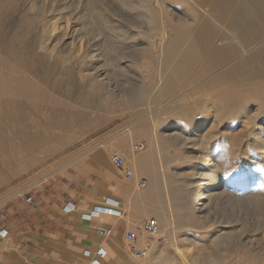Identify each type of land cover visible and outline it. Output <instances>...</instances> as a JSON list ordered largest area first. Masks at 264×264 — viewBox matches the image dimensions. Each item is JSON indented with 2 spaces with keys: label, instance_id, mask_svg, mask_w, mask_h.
Returning a JSON list of instances; mask_svg holds the SVG:
<instances>
[{
  "label": "rangeland",
  "instance_id": "obj_1",
  "mask_svg": "<svg viewBox=\"0 0 264 264\" xmlns=\"http://www.w3.org/2000/svg\"><path fill=\"white\" fill-rule=\"evenodd\" d=\"M172 3H168V9L162 10L165 18H168V10L173 5L174 10L171 13L177 18L188 20L186 23L188 28H193L194 21L198 18L207 20L208 26L219 28L217 18L211 21L209 16L203 13L204 10L198 9L192 14L189 12L190 6L183 1ZM0 5V25L2 24L0 26V83L3 85L2 78L8 82H5L6 86H3V94L7 93L4 91L5 88H16L20 80H25L30 84L28 99L31 97V100L38 105L36 110L30 109L25 102L28 99L22 98L23 100L16 99L20 102L19 105L9 107L8 117L3 110H0L2 111L0 121H3L0 123L3 132V135H0V216L5 215L1 211L9 201L24 199L28 196L29 189L38 187L41 182L66 173H75L78 171V163L92 156L103 161L104 156L107 155V168L122 181L126 190V193L121 194L123 200L121 210L125 220L133 224L137 221L154 219L161 225L169 212L170 225L183 229L176 235L177 240L174 236L168 237L169 234L160 236V232L149 237L142 230L143 249L146 252L143 260L145 263L151 264L150 260L153 257L150 254V248L160 245L171 256L174 246H178L187 261L191 260L193 263L196 262V254L200 253L199 264H205L210 257L213 259V264H264V189L259 190L263 196L251 203H240L238 199L214 202L209 208L210 216L207 217L205 229L194 231L193 222L185 215L184 193L190 192L193 187L191 184L197 180L196 177L201 172L197 159L200 156L196 150L198 146L190 141L186 142L187 144L181 143L177 132L181 134L184 128L176 118L179 109L175 107V103L171 102L173 99L158 103L157 94L152 87L155 76L153 74L147 76L141 69V59L151 55L146 51V40L139 36V41L141 39L145 45H140L142 46L140 51L135 52L134 43L131 40H121L119 39L121 37H118L121 32H128L127 30L139 32L149 29L147 20L139 18L144 11L143 8L141 10L140 7L141 12H135L138 15L135 13L123 15L119 14L120 12L111 14L109 22L112 23L102 25L100 16L91 14L88 20H84L82 15H76L71 9L68 11L64 8L62 0H55L52 4L45 0H0ZM210 14L213 16L215 13ZM61 16L63 18L72 16L74 20L78 19V22L76 25L69 26L71 30L69 27L66 29ZM132 16H135L137 20ZM2 17H5L4 20ZM114 22L117 23L116 26L114 25L115 29L117 26L122 29L118 33H113L109 29ZM18 24L21 26L16 29L15 26ZM225 32L228 33L224 30L221 34L224 35ZM81 34L88 40L91 39L87 47L85 44L79 47L78 38L80 39ZM94 36L97 37L94 38ZM226 37L228 38L226 40L218 37L219 41L214 44L215 48L232 45L237 47L240 57L229 58V61L226 60L216 73L226 70L232 62L239 60L242 57L243 47H247L246 50L249 53L264 44L263 39L254 42L251 46L240 44L239 48L236 43L229 40L228 35ZM9 42L13 45L10 46L12 43ZM92 43L98 45L94 58L87 55V50L93 45ZM7 44H9L8 47H6ZM16 51H19L18 55L21 54L19 57ZM141 51H145L143 57L140 56ZM21 62L23 63L20 64ZM21 65L25 69H22ZM93 66L107 74L109 84L107 92L101 88L102 77L98 78V73L88 70ZM204 79L205 77L197 82ZM145 80L147 83H144ZM8 97H10L9 93H7ZM61 104H65L67 110H64L65 107ZM2 107L0 109H3ZM249 109L251 113H257L259 105L251 103ZM15 112L20 115L18 122L11 117V114ZM197 122L201 123L202 120ZM12 123L26 125L20 136L13 133ZM257 124L264 126V116L260 117ZM152 125H155V128ZM228 128L227 123L220 124V137ZM4 139L5 142L2 143ZM138 142L144 144V150L133 153L132 148ZM191 145L195 147L190 148ZM114 154L122 157L125 169L133 172L132 178H126L122 172L113 168L110 157ZM216 158L218 157L214 156L212 160L217 163L220 159ZM247 162L249 161L245 158L237 156L233 164L234 168L230 170L221 168L212 178H218L219 183H225L223 176L238 170L241 176L248 174V177H261V170L251 169L246 172L242 169ZM258 162L264 163L260 159L256 160V163ZM141 182L145 183L143 188L139 187ZM166 192L168 197L165 199ZM194 240L197 242L198 249L192 244ZM156 264L168 263L161 261Z\"/></svg>",
  "mask_w": 264,
  "mask_h": 264
},
{
  "label": "bare ground",
  "instance_id": "obj_2",
  "mask_svg": "<svg viewBox=\"0 0 264 264\" xmlns=\"http://www.w3.org/2000/svg\"><path fill=\"white\" fill-rule=\"evenodd\" d=\"M45 1L51 2V4L55 2V0ZM174 1H183L184 3L189 5V12H191L192 14L196 13L198 9L204 10L203 13L207 14L211 21L217 18V24L220 25L216 26H218L219 28L216 29L215 27L213 28L211 26H208V21L203 20L202 18H198L194 21L195 23L193 28H188L186 26L188 20L177 18L174 14L171 13V11L174 10L173 5L170 8L171 10L169 9L170 12L168 10V18H165L162 14V10L168 9V3H172ZM62 2L65 5L64 8H66L68 11L71 9V11L76 15H82V19L84 20H88L91 14L100 16L99 20H102L100 22L102 23V25L110 23L109 17H111V14H114L116 12H120L119 14L123 15L131 13L134 14L135 12H141L143 8L144 11L141 12L142 15L139 18L147 20V23L150 26L149 29L139 32L127 30L128 32H121L122 34L120 33L121 35L119 34L118 37H121L119 38L121 40H131L134 43L133 49L135 52H139V49H141L142 47L140 45H143L144 43H142L141 39L139 41V36L143 37V39L146 40V51L151 53V55L141 59V69L146 73L147 76H149L150 74H153V76H155V81L153 82L154 85L152 87L155 94H157L156 96L158 103L159 101L165 102L169 99H173L171 102L175 103V107L179 109L176 118L179 121L178 123L181 125V127L184 128V130L182 129L181 134L177 132L179 134V139H181V143L190 141V143L193 142L198 146L196 150L199 153L198 156H200L197 159L200 163L201 172L198 173L196 177L197 180L193 181V183L191 184V187H193L190 189V192L184 193L183 201L185 215L193 222L194 231L205 229L206 222L208 221L207 217L210 216L209 208L214 202L230 199L236 201L238 199L240 203H251L255 201V199H260V197L263 196V193L259 190L264 189V163L262 162L264 161V126H259L257 124V121L260 119V117L264 116V44H259V47L253 49V51L249 53L246 50L247 47H243L242 57L236 62H232V64H230L226 70H223L219 73H216L217 69H219L221 65L225 64L226 60L229 61V58L231 59L236 56L240 57V52L236 50L237 47H234L232 45L228 46L227 44V46L222 45L219 48H215L214 44L216 43V41H219L218 37H222L224 40L228 39L226 35H228L229 40L236 43L239 48L240 44L251 46L254 42L263 40L264 0H62ZM116 9H118L119 11ZM212 12L215 13L213 16L210 14ZM119 14L117 16H119ZM54 17L53 19H55ZM134 17L132 16V18ZM61 18L63 17L61 16ZM63 19L62 20L64 21V27L66 29L71 24L76 25V22H78V19L74 20L72 16L64 17ZM129 20L132 21L130 17ZM156 20L158 21L156 22ZM115 22L113 26L110 25L109 29L113 33H118V31H121L122 29H120L119 26H117V29H115L114 25L116 26L117 24H115ZM119 24L120 23H118V25ZM18 26L21 25L18 24L17 26H15L16 29ZM29 26L27 28L28 30ZM224 30H226L228 33L225 32V34L223 35V33L221 34V32H223ZM96 37L94 36V38ZM12 40L13 39H10V41ZM89 40L88 38H86V36H82L81 34L80 39L78 38V43L80 45L79 47H82V45L84 46V44L87 47V43L91 42ZM92 44V46H89L90 49L87 50V55L94 58L95 56L93 55L95 51L98 50V45H95L96 43ZM11 45H13V43L10 44V46ZM8 46L9 44H7L6 47ZM3 48L5 49V46ZM1 50L4 52L3 49ZM6 52L7 51H5V53ZM18 52L16 53L17 55ZM11 53L10 55L12 56ZM40 53L43 52L40 51ZM140 54V56L143 57L145 55V51ZM19 55L21 54L19 53ZM19 55L17 57H19ZM22 63L23 62H21L20 64ZM20 67H22V69H25L22 65ZM88 70L90 72L94 71V73H98V78L102 77L101 88L105 89L107 92V87L109 85L107 82V74H105L104 71L102 72V70H100L99 68H95V66H93V68L91 67V69ZM49 77L51 76L49 75ZM203 77H205L204 81L197 82L200 81V79H202ZM5 80H3L2 78L3 85L0 83V87L2 88H0V104H2L3 106L2 107L0 105L3 108L0 110H3L7 116V113L9 114L8 110L10 106L14 107L20 104V102L16 101V99H28L27 93L29 91L28 87H30V84L25 80H20L16 88L11 86L15 89L5 88L4 91L9 93L10 95V97L7 98V93L3 94V86H6L5 82L8 83ZM144 83H147V81L145 80ZM56 84H58V82ZM25 102H27L26 104H28L30 109L32 108L36 110L38 105L36 102L31 100V97L30 99H28V101ZM251 103H257L259 105V109H257L256 111L257 113H251V110L249 109V105ZM65 109L66 107L64 108V110ZM1 112L2 111H0V113ZM19 116V113L16 112L11 114V117L15 122L19 121ZM200 120H202V122L198 123L197 121ZM221 123H227L229 127L225 130L224 134L221 135V137H224L223 139L220 137L219 131ZM12 125L13 133L19 136L22 134V130H24L23 128H25L24 126H26L22 123H12ZM152 126L153 128H155V125ZM1 128L2 127L0 125V135H3ZM4 142L5 139L2 143ZM150 142L152 143V138L150 139ZM195 145H191L190 148L195 147ZM214 156L218 157L216 159H220L219 162L216 163L214 162V160H212ZM237 156L245 158L249 161L244 164V166L242 167L243 170H245L246 172H249L248 170L251 169L255 171L261 170V177H248V174L241 176L240 170H234L237 172H232L231 174L225 175L223 174L225 183H219L218 178H212L213 175L221 168L228 170L234 168L233 164ZM259 159L261 160L262 164L259 162L256 163V160ZM148 189L150 188L148 187ZM167 197L168 193L166 192L165 199ZM170 217L171 215L168 212L164 217L163 224H158L157 232L158 234L160 232V236L164 237L169 234L168 237L170 236L173 238L174 236L177 240L176 235L182 232L183 229L170 225ZM154 235L150 237H153ZM192 244L196 247V249H198L196 240L192 241ZM150 251V254L153 257L150 261H152L153 264L160 263L161 261H164L168 264H199L198 261L201 259L200 253H197L195 257L196 262L193 263L190 260L189 263L178 246H174L172 255L173 257L167 254L165 249L160 245L154 246L153 249L150 248ZM238 259H236L237 262ZM206 263L213 264L212 257H210V260Z\"/></svg>",
  "mask_w": 264,
  "mask_h": 264
},
{
  "label": "crops",
  "instance_id": "obj_3",
  "mask_svg": "<svg viewBox=\"0 0 264 264\" xmlns=\"http://www.w3.org/2000/svg\"><path fill=\"white\" fill-rule=\"evenodd\" d=\"M107 164V155L103 161L92 156L78 163L75 173L29 189L28 196L39 203L35 209L24 199L9 201L1 211L6 219L0 221V230L7 236L0 238V264H90L98 248L103 249L100 264H147L132 255L133 250H144L141 227L145 220L132 224L124 219L121 194L126 190ZM67 203H73L76 211L69 212ZM102 207L120 211L122 216L85 218ZM100 226L111 230L109 237L99 234ZM128 232L135 234L129 242Z\"/></svg>",
  "mask_w": 264,
  "mask_h": 264
},
{
  "label": "built area",
  "instance_id": "obj_4",
  "mask_svg": "<svg viewBox=\"0 0 264 264\" xmlns=\"http://www.w3.org/2000/svg\"><path fill=\"white\" fill-rule=\"evenodd\" d=\"M143 150H144V144L140 142L134 144L132 148L133 153H140ZM110 163L112 164L114 169L122 172L126 178H132L133 172L129 169H125L124 160L122 159V157L116 154L111 155ZM144 186H145L144 182L139 183L140 188H143ZM24 202L27 206L34 208V209L39 206V203L36 200L32 199V197L30 196L24 197ZM66 208L69 212L76 211V206L73 203H67ZM99 215H108V216L119 218L122 216V212L114 210V209L102 207V208H96L92 210L89 214L85 215L86 216L85 218H96ZM5 219H6L5 215L0 216V221H5ZM157 227H158V224L154 219L145 220L142 224L143 232L149 237L156 234V232L158 231ZM97 231L99 232V234H101L104 237H109L111 234L110 229L102 227V226L98 227ZM6 236H7V232L5 230H0V238L4 239ZM134 236H135L134 232H128L126 234L127 241L129 242L133 240ZM102 254H103V249L98 248L94 256L92 257L90 264H100L99 258L102 256ZM132 255L136 258L142 259V258H145L146 252L145 250L143 251L133 250Z\"/></svg>",
  "mask_w": 264,
  "mask_h": 264
}]
</instances>
